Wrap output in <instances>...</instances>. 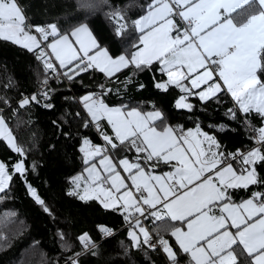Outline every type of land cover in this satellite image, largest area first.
Listing matches in <instances>:
<instances>
[{"label":"snow or ice","instance_id":"obj_1","mask_svg":"<svg viewBox=\"0 0 264 264\" xmlns=\"http://www.w3.org/2000/svg\"><path fill=\"white\" fill-rule=\"evenodd\" d=\"M82 6L98 4L84 0ZM112 15L125 20L119 11ZM132 27L139 32L128 41L135 50L113 56L87 23L68 32L55 23L33 25L19 0H0V40L35 53L57 77L73 81L96 69L111 78L130 66L133 76L137 71H159L162 78L153 75V86L164 93L179 89L183 95L175 101L177 109L192 112L189 97L219 103L223 93L246 117L258 114L262 125L254 128L257 135L252 138L258 146L247 152H226L199 124L195 128L170 124L155 104L151 110L127 104L110 107L103 97L113 89L100 85L101 92L84 95L81 103L89 117L83 126L92 124L104 144L82 140L79 151L86 167L73 178L75 187L67 194L120 212L129 224L133 246L142 250L147 245L155 251L159 245L169 264H181V255L186 264H264V177L257 171L258 163L264 165V0H151L146 14ZM127 30V22L120 23L116 36ZM131 82L129 76L123 83ZM145 87L139 84L140 89ZM53 91L46 88L23 96L20 107L43 103L52 109L55 105L44 101H51ZM228 112L236 118L233 108ZM101 121L110 126L111 134ZM53 124L59 129L56 121ZM0 139L21 157L11 166L0 161V193L18 175L34 201L52 215L27 182L26 173L35 172L37 164L26 166L27 152L2 115ZM161 166L169 170L158 173ZM241 191L250 194L237 199ZM141 218L163 221L158 227L174 238L175 247L159 231L157 243H151L153 237ZM100 230L111 235L107 228ZM78 239L84 249L97 247L87 233ZM72 264L79 261L73 259Z\"/></svg>","mask_w":264,"mask_h":264},{"label":"trees","instance_id":"obj_2","mask_svg":"<svg viewBox=\"0 0 264 264\" xmlns=\"http://www.w3.org/2000/svg\"><path fill=\"white\" fill-rule=\"evenodd\" d=\"M19 2L26 10L28 22L33 25L55 23L62 32H68L80 23H87L97 39L108 47L110 54L118 56L135 50L128 43L139 36L132 22L146 13L151 0H107V3L95 0L98 6L93 8L83 7L84 0ZM116 11L124 14V21L113 18L112 14ZM125 22L128 30L116 36L117 27ZM52 39L49 37V40ZM45 70L35 53L0 40V98L11 104L2 116L17 143L27 152L26 166L30 168L32 162H36V171L26 173L27 182L37 190L52 213L44 212L31 197L22 179L14 175L9 188L5 193H0V264H70L68 261L76 253H82L78 257L79 264H169L163 250L153 251L145 245H142V250L132 248L127 238L129 227H125L128 222L120 212L105 209L98 201L83 202L67 194L71 188V178L86 167L83 154L79 151L82 140L88 138L94 145L104 144L100 132L94 130L91 124L87 128L83 126L88 117L81 106V97L99 93V86L105 85L113 89L103 97L109 106L127 104L151 110L155 104L163 110L170 124L184 128H195L199 124L204 132L219 141L224 151L230 153L237 150L247 152L254 146L252 138L257 135L254 131V128L258 129L259 122H255L257 117H243L237 108L228 103L223 93L220 94L219 103L199 102L191 97L189 100L194 104V110L177 111L175 101L183 95L179 89L173 87L167 93L161 92L153 86L152 78L155 75L159 80L162 73L137 71L133 76L131 66L111 78L91 69L73 81L66 77L51 81L46 88L54 90L50 93L52 99L44 103L50 102L55 105L54 108L47 109L43 103L21 108L23 96H31L47 79ZM129 76L132 82L123 83ZM141 83L146 87L140 89ZM229 108L235 110V119L231 118ZM77 113L80 115L77 116ZM53 121L57 122L59 129ZM104 129L111 134L107 126ZM126 154L132 158L131 152ZM19 159L21 157L0 139V161L11 166ZM257 171L259 176L264 177V165L258 163ZM255 189L256 186H252V190ZM249 194L241 191L237 199L246 198ZM163 223L152 222L151 218L150 232L157 237L159 231L175 247L173 238L158 227ZM100 227L111 230L113 234L102 240L104 232L100 231ZM84 233L95 242V249L83 248L78 237ZM179 259L181 264H186L183 255Z\"/></svg>","mask_w":264,"mask_h":264},{"label":"built area","instance_id":"obj_3","mask_svg":"<svg viewBox=\"0 0 264 264\" xmlns=\"http://www.w3.org/2000/svg\"><path fill=\"white\" fill-rule=\"evenodd\" d=\"M42 46H43V44H42ZM60 71V70H59ZM60 72H62V71H60ZM44 75L45 76H47V85L45 86L44 84H41V85H39L37 88H36V90L33 92V94H38V93H40V92H42L47 86H48V84L51 82V81H55V80H58V79H62V78H64V76H59V77H57V75L55 74V73H52L51 71H49V70H45V72H44ZM32 94V95H33ZM226 96V100L228 101V103H230L233 107H235V105H234V103H233V101H232V99H231V97L230 96H228V95H225ZM9 107H11V104H9L8 102H4V100L2 99V98H0V115H2L4 112H5V110L6 109H8ZM236 108V107H235ZM245 119V118H244ZM245 121V120H244ZM101 123V122H100ZM245 123H246V121H245ZM102 124V123H101ZM92 125V124H91ZM92 127H93V129L94 130H97L93 125H92ZM249 131H250V133H252V130L249 128ZM258 145H256L255 143H254V146L253 147H257ZM141 220H142V223H143V225L148 229V231H149V233L151 234V232H150V220H151V218H149V219H144V218H141ZM125 227H129V224L128 223H126V226ZM113 233H111V235H112ZM111 235H108V234H106V233H103L102 234V240H105V239H107L108 237H110ZM152 235V237H153V239H152V241H151V243H157V241H158V238L155 236V235H153V234H151ZM146 247H148L147 245H145ZM149 248V247H148ZM157 250L158 251H162V249L159 247V245L157 246ZM73 259H77L78 260V257L77 256H75V257H73V258H71L69 261H68V263H70V264H72V260Z\"/></svg>","mask_w":264,"mask_h":264},{"label":"crops","instance_id":"obj_4","mask_svg":"<svg viewBox=\"0 0 264 264\" xmlns=\"http://www.w3.org/2000/svg\"><path fill=\"white\" fill-rule=\"evenodd\" d=\"M146 14V13H145ZM144 14V15H145ZM139 19V18H138ZM137 19V20H138ZM138 31V30H137ZM74 39V38H73ZM16 46H18V45H16ZM20 47V46H19ZM49 51H50V49H49ZM57 63V65H58V62H56ZM104 74V73H103ZM116 74V73H115ZM105 75V74H104ZM189 98H191V97H189ZM193 98H195V99H197V101H199V102H201L199 99H198V97H193ZM189 100V99H188ZM190 101V100H189ZM81 106H82V108H83V110H84V112H85V114L87 115V112H86V109L84 108V106H83V104L81 103ZM110 107H117V106H110ZM238 109V108H237ZM239 110V109H238ZM239 112L241 113V115L244 117V115L245 114H243L240 110H239ZM248 115H251V116H255V117H257V118H255V122L256 123H258V126H257V128H259L261 125H262V120H261V117L258 115V114H256V113H250V114H248ZM87 117H88V115H87ZM88 119H89V117H88ZM258 121V122H257ZM101 123H102V125H104V126H107L109 129H110V126H108L107 124H106V121H101ZM111 130V129H110ZM252 148H254V147H252ZM251 148V149H252ZM132 156H133V154H132ZM131 156V157H132ZM167 170H169V169H167L166 167H164V166H161L159 169H157V172L159 173V172H162V171H167ZM84 171V170H83ZM82 171V172H83ZM81 172V173H82ZM80 174V173H79ZM78 175V174H77ZM76 175V176H77ZM86 175V174H85ZM75 177V176H74ZM73 177V178H74ZM73 178H71V188H70V190H72L74 187H75V185L73 184V182H72V180H73ZM69 190V191H70ZM152 222H160V221H156L154 218H152ZM173 240H174V238H173ZM175 242V241H174Z\"/></svg>","mask_w":264,"mask_h":264},{"label":"water","instance_id":"obj_5","mask_svg":"<svg viewBox=\"0 0 264 264\" xmlns=\"http://www.w3.org/2000/svg\"><path fill=\"white\" fill-rule=\"evenodd\" d=\"M188 102L189 103H192V102H190L189 100H188ZM193 104V103H192ZM39 105H42V103L41 104H39ZM194 105V104H193ZM177 111H185V112H188L187 110H184V109H177V108H175ZM101 228V227H100ZM105 228V227H104ZM101 231V230H100ZM102 232V231H101ZM129 233V232H128ZM127 238H128V240L131 242V246H132V248L133 249H136V247H134L133 246V242L131 241V239H130V237H129V234L127 235Z\"/></svg>","mask_w":264,"mask_h":264},{"label":"rangeland","instance_id":"obj_6","mask_svg":"<svg viewBox=\"0 0 264 264\" xmlns=\"http://www.w3.org/2000/svg\"><path fill=\"white\" fill-rule=\"evenodd\" d=\"M3 140V139H2ZM5 142H6V144H7V141L6 140H4ZM8 145V144H7Z\"/></svg>","mask_w":264,"mask_h":264}]
</instances>
